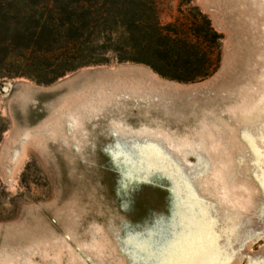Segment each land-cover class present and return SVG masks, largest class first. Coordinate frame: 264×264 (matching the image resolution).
<instances>
[{
  "label": "rangeland",
  "instance_id": "rangeland-1",
  "mask_svg": "<svg viewBox=\"0 0 264 264\" xmlns=\"http://www.w3.org/2000/svg\"><path fill=\"white\" fill-rule=\"evenodd\" d=\"M155 7L161 33L186 39L177 57L146 49L142 35L135 49L127 31H106L115 40L124 35V44L103 46L104 31L99 45L72 51L78 69L52 84L35 80L42 67L15 62L0 69V86L10 88L0 89V264H129L119 243L123 225L147 218L151 226L155 212L165 215L160 231H172L166 202L176 166L194 168L197 153L211 164L195 182L198 195L234 221L264 228L257 220L264 192L241 137L245 127L257 137L264 124V0H155ZM206 18L223 34L220 65L187 71L181 66L196 52L211 53L216 63L211 44L194 33L208 31ZM202 71L209 77L192 83L166 77ZM113 134L148 144V155L112 162L104 149ZM140 181L150 183L133 203L130 189ZM262 259L264 237L254 236L232 264Z\"/></svg>",
  "mask_w": 264,
  "mask_h": 264
},
{
  "label": "trees",
  "instance_id": "trees-1",
  "mask_svg": "<svg viewBox=\"0 0 264 264\" xmlns=\"http://www.w3.org/2000/svg\"><path fill=\"white\" fill-rule=\"evenodd\" d=\"M157 20L155 0H0V69L15 62L42 67L44 71L35 80L40 84H52L78 69L70 61L71 54L82 52L90 45H99L98 37L104 31H127V44H133L135 49L140 46L142 35L148 40L146 49L164 54L166 59L174 54L177 57L178 42L161 33ZM206 25L208 31H214L209 20ZM123 36L119 34L115 40L113 32L107 33L103 46L123 45ZM213 37L219 35L213 32ZM120 61L154 67L135 57H121ZM51 62L54 64L48 65ZM2 76L11 79L19 75Z\"/></svg>",
  "mask_w": 264,
  "mask_h": 264
},
{
  "label": "snow or ice",
  "instance_id": "snow-or-ice-1",
  "mask_svg": "<svg viewBox=\"0 0 264 264\" xmlns=\"http://www.w3.org/2000/svg\"><path fill=\"white\" fill-rule=\"evenodd\" d=\"M258 132L257 137H252L248 127H245L241 137L249 143L253 156L252 175L264 192V148L255 144V140L264 144V124L258 127ZM113 135L114 142L104 149L112 161H143L148 155V144ZM195 155L194 168L185 169L182 164L176 166V187L166 202L167 216L176 225L172 231H160L165 215L155 212L150 213L151 226L147 218L123 225L119 243L129 264H232L249 238L264 237V228L253 229L246 220L236 222L232 219V213L227 210L221 212L219 205L198 195L195 182L211 172V164L203 155ZM239 162L243 163L242 157ZM142 183L150 182L140 181L130 189L133 203L135 196L142 190ZM260 203L257 220L264 224V201ZM177 253L184 255L173 260L171 257ZM257 264H264V259Z\"/></svg>",
  "mask_w": 264,
  "mask_h": 264
},
{
  "label": "flooded vegetation",
  "instance_id": "flooded-vegetation-1",
  "mask_svg": "<svg viewBox=\"0 0 264 264\" xmlns=\"http://www.w3.org/2000/svg\"><path fill=\"white\" fill-rule=\"evenodd\" d=\"M206 20H209L210 24H211V27L213 28L214 31H194V33L196 34V37H198L200 40L201 39H205L208 43L211 44V50L212 51H216V63H212L213 61H211L210 56L212 57L211 53L209 55H207V53L205 55H203V58H200L199 57V53H194L193 54V58H191L190 60L192 61H189V62H186V64L184 66H181V67H185L187 69V71L189 69H192V68H203L204 65L203 64H207L208 66H212V67H216L218 69L219 65H220V62H221V54H222V41H223V34L219 33L218 31H215L213 25H212V22H211V19L210 18H206ZM213 32L217 33L219 35L218 38H214L213 37ZM179 36V35H177ZM181 36H180V40H178V44L176 45L177 48L179 49V44H183L182 46H184V44H186V39H182ZM185 42V43H184ZM188 46V44L186 45ZM195 50L192 49V51ZM208 58V59H207ZM206 66V65H205ZM216 72V71H215ZM208 71H202L199 75L195 76L194 74L193 75H188V76H182V77H178L180 79H172V80H175V81H178V82H184V83H192V82H195L198 78L199 79H203V78H206V77H209L210 74H207ZM187 130L186 128H183V132ZM7 130H5L3 133H5ZM109 156V155H108ZM110 158V156H109ZM111 159V158H110ZM112 161V159H111ZM113 162V161H112ZM169 191V190H168Z\"/></svg>",
  "mask_w": 264,
  "mask_h": 264
},
{
  "label": "water",
  "instance_id": "water-1",
  "mask_svg": "<svg viewBox=\"0 0 264 264\" xmlns=\"http://www.w3.org/2000/svg\"><path fill=\"white\" fill-rule=\"evenodd\" d=\"M122 69H124V70H127V69H131V68H122ZM121 69V70H122ZM135 70H140V71H142V72H144V73H148V75L150 74L148 71H146V70H142V69H135ZM91 72V71H90ZM101 72V71H100ZM100 72H98V71H95V70H92V74L93 73H100ZM156 82V81H155ZM0 89L4 92V93H8L9 91H10V88L8 87V86H0Z\"/></svg>",
  "mask_w": 264,
  "mask_h": 264
}]
</instances>
